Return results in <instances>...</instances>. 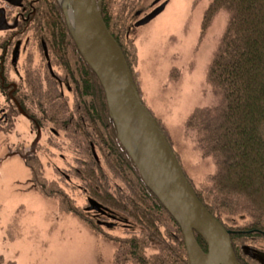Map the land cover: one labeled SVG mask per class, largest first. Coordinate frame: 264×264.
I'll return each mask as SVG.
<instances>
[{"label": "rangeland", "instance_id": "obj_1", "mask_svg": "<svg viewBox=\"0 0 264 264\" xmlns=\"http://www.w3.org/2000/svg\"><path fill=\"white\" fill-rule=\"evenodd\" d=\"M41 2L44 7L42 0H35V19L28 26L35 28H27L0 45V255L4 262L13 264H117V242L112 237L139 234L140 228L131 218L109 212L111 217L104 221L110 225H102V229L110 237L95 232L83 219V215L95 217V210H87L88 198L93 199L85 192L87 182L82 172L78 173L80 160H86L87 147L62 125L64 108L69 112L76 99L71 80L57 60L58 56L63 58L61 48L57 46L55 53L51 37L47 34L48 40L42 36L49 31L43 26L45 20L40 25L35 23L40 19ZM208 2L110 0L106 6L110 18H116L112 21L108 17L110 24L114 22L110 25L114 32L126 31L135 45L144 104L165 128L193 187L206 192L205 202L210 201L206 190L212 188L214 161L203 156L195 132L186 129L184 123L194 108L215 103L205 80L206 68L227 12L219 11L200 34ZM162 4L163 9L150 21L135 24ZM10 34L6 33L8 37ZM0 35L5 32L0 31ZM42 75L47 78L43 80ZM48 92L54 97L50 98ZM54 108L58 113L53 117L50 114ZM26 113L35 115L36 124ZM100 163L111 177L105 162ZM111 181L124 187L118 178ZM246 217L221 215L231 226L243 224ZM241 249L264 264V238L247 240ZM158 251V244L149 241L146 256Z\"/></svg>", "mask_w": 264, "mask_h": 264}, {"label": "trees", "instance_id": "obj_2", "mask_svg": "<svg viewBox=\"0 0 264 264\" xmlns=\"http://www.w3.org/2000/svg\"><path fill=\"white\" fill-rule=\"evenodd\" d=\"M42 1L40 22L45 20L43 26L52 32L44 31L42 36L51 37L55 53L57 46L61 48L63 58H57L63 59L61 63L76 99L69 112L64 108L62 125L79 144L87 147L84 149L86 160H80L82 168L78 173L82 172L87 182L85 192L101 209L93 211L95 217L83 215V219L92 230L104 236L109 235L102 229V225H110L104 221L111 217L109 212L129 217L139 226V234L112 237L117 242L114 255L117 264H188L180 228L119 144L103 89L68 34L57 0ZM108 1L101 2V16L122 49L140 94L135 45L126 31L116 34L110 26L114 22L110 24L109 19L115 21L116 18L109 16ZM219 11L227 12V21L207 64L205 77L215 103L194 108L184 123L186 129L195 132L203 156H210L214 161L215 170L210 177L212 188L206 190L210 201L205 202L206 192L195 189L187 179L198 199L229 230L237 261L263 264L241 247L247 240L264 238V0H209L203 12L200 34ZM40 108L44 114V106ZM54 109L50 114L53 117L58 113V109ZM155 119L169 141L162 123ZM101 160L111 177L100 168ZM113 177L124 187L112 183ZM223 214L247 216L248 219L243 224L231 226L223 222ZM194 234L206 250L204 240L196 232ZM149 241H155L159 249L150 257L145 254ZM0 264L13 263L4 262L0 255Z\"/></svg>", "mask_w": 264, "mask_h": 264}, {"label": "water", "instance_id": "obj_3", "mask_svg": "<svg viewBox=\"0 0 264 264\" xmlns=\"http://www.w3.org/2000/svg\"><path fill=\"white\" fill-rule=\"evenodd\" d=\"M57 2L77 50L103 89L119 144L177 222L188 264H240L229 230L198 199L169 141L144 105L122 49L101 16L102 0ZM163 7L164 4L157 7L137 24L147 23ZM87 210L101 211L98 202L91 198ZM194 232L204 240L206 250L199 245Z\"/></svg>", "mask_w": 264, "mask_h": 264}, {"label": "flooded vegetation", "instance_id": "obj_4", "mask_svg": "<svg viewBox=\"0 0 264 264\" xmlns=\"http://www.w3.org/2000/svg\"><path fill=\"white\" fill-rule=\"evenodd\" d=\"M34 3H35V0H0V31L5 32V35H0V45H2L5 42V40H8V39L12 40L14 36L18 35V33H21V31L24 32L25 30H27V28H29V30H33V28H35L33 26H31V28L28 27L29 24L31 23V21L35 19L34 15H36V14H33L35 11ZM35 4L37 5V3H35ZM157 7H159V5ZM157 7H155L154 9H156ZM138 12L139 11H136V14ZM149 13L150 12L139 17L135 21V24L138 23L143 17H145ZM35 23L37 25H40V19L37 18V21ZM6 33H11L10 37H8V35H6ZM46 39H48V38H46ZM43 41H44V39H43ZM57 60L60 62L62 61L61 58H58ZM47 67H50L49 62H47ZM57 77H56V81L60 82V79ZM42 78L44 80L47 77L46 76L43 77V75H42ZM48 94H49L50 98L54 97L53 92H50V93L48 92ZM61 97H62V93L59 94V99ZM49 104L54 105L51 103H49ZM45 105H47V104H45ZM3 109H5V108H3ZM24 115H25V113H24ZM26 115H27L26 117H28L29 121H32L33 123L36 124V121H38V120H36L35 115H33V114L30 115L28 113H26Z\"/></svg>", "mask_w": 264, "mask_h": 264}]
</instances>
